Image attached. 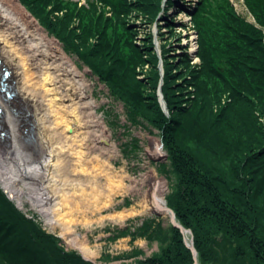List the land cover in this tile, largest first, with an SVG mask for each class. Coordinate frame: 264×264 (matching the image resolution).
Masks as SVG:
<instances>
[{"label": "trees", "instance_id": "trees-1", "mask_svg": "<svg viewBox=\"0 0 264 264\" xmlns=\"http://www.w3.org/2000/svg\"><path fill=\"white\" fill-rule=\"evenodd\" d=\"M20 2L123 105L126 128L161 137L168 154L160 170L169 182L166 200L192 231L198 263L264 264V0H245L257 25L238 16L229 0H220L216 11L199 0L188 13L199 61L191 64L187 50L170 57L164 46V75L154 37L139 45L131 22L133 13L155 22L163 0H95L87 7L72 0ZM145 66L141 80L137 71ZM161 80L169 115L158 95ZM128 145L138 150V139ZM31 215L0 186V264H96L67 251ZM125 234L116 232L118 238ZM129 234L160 244L140 264L196 263L185 235L172 224L164 228L147 218ZM135 250L141 249L104 258L130 259Z\"/></svg>", "mask_w": 264, "mask_h": 264}, {"label": "bare ground", "instance_id": "bare-ground-1", "mask_svg": "<svg viewBox=\"0 0 264 264\" xmlns=\"http://www.w3.org/2000/svg\"><path fill=\"white\" fill-rule=\"evenodd\" d=\"M14 7L18 9L17 13ZM1 24L7 27L9 33L0 37V71L3 68L11 71L9 85L13 87L16 96L6 102L0 98V103L6 109L0 117V131L8 135L10 140L9 125L12 126L15 120L11 114L7 116V109L11 108L16 114H21L22 108L27 107L28 115L22 122L26 130L31 131L27 138L34 136L33 150L38 154L35 155V164L27 163L28 160L25 162L23 158L5 159L3 157L6 154L13 155V150L9 151L13 144L10 140L7 147H0V164L11 169V163H16L21 169L19 173L14 171L7 175L0 172V186L9 193L10 199L14 201L16 198L19 206H22L20 194L24 191L21 187H15L18 179L30 178L37 186L43 177L49 178V182L58 186L62 192L58 218L54 222L50 221L51 224L61 228V237L66 239L69 247L93 260L96 252L88 245L85 236L75 230V226L89 228L93 223L102 224L105 221L123 224L128 217L147 212L166 216L167 182L152 169L141 174L140 178L129 175H121L119 178L111 161L113 155L117 154V147L104 119L97 115V103L90 93V84L85 74L18 0H0ZM160 88L162 90V86ZM162 95L164 99L163 91ZM159 97L161 100V95ZM52 131L61 136V141L54 149L51 145V151L46 154L42 140H50L49 134ZM21 144L23 149H18L20 154L22 152L26 159L32 158L22 140L14 141V145ZM104 144L108 147L105 148ZM149 151L154 157L165 154L159 140L154 142ZM49 166L57 170L66 166L63 171L70 179L56 182L50 174H46ZM101 177L105 179L104 183H101ZM126 180H130V183L126 184ZM104 184L107 187L105 190L102 189ZM144 185L148 189H143ZM135 192L142 195L139 209L102 215L105 209L113 205L115 196ZM38 199L43 200L40 196ZM78 200L86 202L90 216L79 217L75 214L74 206ZM95 214L100 216L93 217Z\"/></svg>", "mask_w": 264, "mask_h": 264}, {"label": "rangeland", "instance_id": "rangeland-1", "mask_svg": "<svg viewBox=\"0 0 264 264\" xmlns=\"http://www.w3.org/2000/svg\"><path fill=\"white\" fill-rule=\"evenodd\" d=\"M20 2V0H18ZM78 3V6H88V2H92L95 0H72ZM166 1L163 0V10L160 16L155 20V22L150 23L146 21V17L133 13L132 16V24L136 26L139 30L138 41L139 45L146 43L149 40L150 36H153L155 41V51L158 53L159 57L161 58L160 62V69L162 75H164V66H163V59H162V52L164 46L166 49L169 50L168 56L175 57L187 50V52L191 55L192 60H190L191 64H195L199 61L196 56V52L198 50V34L196 30L193 29L192 26V19L189 17L188 13H192L196 6L198 7L199 0H176L174 5L166 6ZM98 2V1H97ZM197 2V5H196ZM207 9H213L216 11L218 9L217 4L220 0H207ZM230 5L234 8L236 14L241 18H244L247 22L257 25L255 17L247 7L245 0H229ZM101 6L102 4L98 2ZM20 5L24 7V9L38 22V24L45 30L46 33L50 36V38L55 39L62 47L63 51L69 56L75 63L76 67L85 74L88 83L90 84V93H92V97L97 103L96 112L97 115L104 119L105 123L107 124L108 129L111 131L113 142L116 144L117 147V154L113 155L114 157L111 159L115 168L116 174L119 178L121 175H129L131 177L140 178L141 174H145L149 170H156L159 177L164 178L167 182V190L165 192V202L167 203L166 196L169 193V182L166 176L160 171L161 170V163H157L155 159L160 158L154 157L155 155H151V151H149L154 144L155 141L159 140L161 145L163 144L161 137L157 136V133L152 135L151 133L142 130L141 128L135 127H128L126 128V117L124 115V107L120 104L116 99L114 100L110 95L109 89L99 81L97 77L93 75V72L84 64L82 60H79L77 55L67 53L64 50L63 44L54 36L50 35L49 32L44 28L39 20L24 6L21 2ZM167 10V15L164 13V10ZM14 12H18V9L14 7ZM108 16L111 13H107ZM139 15V17H137ZM167 20L164 21L163 18ZM185 17V18H184ZM187 17V18H186ZM172 18V19H171ZM6 26L3 27V24L0 25V37L4 36L6 33L8 34L9 31L6 30ZM6 34V35H7ZM150 35V36H149ZM149 66H145L144 69H138L137 73L141 80L145 79V75H143V71H148ZM160 86H163V80H161ZM159 87V91H160ZM158 91V95L160 93ZM161 102V100H160ZM162 104V103H161ZM6 110V109H5ZM8 113L7 116H10L15 120L14 124L10 126V140L12 142L11 150H13V155L6 154L5 159H12L18 160L23 158L27 163L35 164V158L38 154L33 149V138L27 140V137L30 135L31 131L26 132L25 126H23L22 120H26V116L28 115V108H22L21 114H16L12 111L11 108L7 109ZM9 114V115H8ZM169 115V114H168ZM32 116V115H31ZM30 116V117H31ZM32 119V117H31ZM8 126V127H9ZM30 127V125H29ZM30 129V128H28ZM14 132V135L13 133ZM23 132V133H22ZM37 133V132H36ZM50 140L45 141L42 140V137L36 134L40 140L44 143V150H46V154H49L51 151V145H53L52 149L58 142L61 141V136L56 133L55 131L50 132L49 134ZM16 137V140H15ZM19 137V140L17 139ZM138 139L139 148L138 150H134L131 148L128 143H130L131 138ZM8 135L2 136V132L0 131V147L4 148L7 147L10 140H8ZM23 141L25 148L29 150L30 155L32 158L24 157L18 149L21 148L22 144L17 146L14 145V141ZM55 143V144H53ZM105 148L108 145H103ZM31 150V151H30ZM163 150L165 151L164 144ZM35 153H34V152ZM166 152V151H165ZM167 153V152H166ZM26 156V155H25ZM44 160V157L41 158V161ZM46 160H49L46 157ZM167 163V162H165ZM10 164V163H9ZM12 168H4V164H0V172L11 174L12 172L19 173L20 172V165L18 166L16 163H11ZM164 164V163H162ZM59 168L58 170L54 166H49L46 171L53 177V180L56 182H64L69 180L70 177L64 173V168ZM51 178V177H50ZM72 178V177H71ZM19 180V181H18ZM15 187H21L24 191L23 194H20V198L22 201V206H19V201L15 198L14 202L17 204L20 210L25 212L30 218L32 217L31 214H36L44 229H46L49 233L57 235L61 238L62 245L65 247L67 251H76L81 254L80 251L74 249L73 247H69L66 239L62 236L61 228L58 225L53 226L50 221H53L58 218L59 210L61 209V198L62 192H60V188L58 186L53 185L50 183L49 178H42L39 181V184L36 186L30 178L18 179ZM105 179L101 177V183H104ZM126 184L130 183V180L125 181ZM31 185V186H30ZM52 185V186H51ZM102 189H107L106 184H104ZM143 189H148V186L144 185ZM5 191V190H4ZM9 194V193H8ZM9 196V195H8ZM38 196H40L43 200L39 201ZM142 201V195L140 193H124L117 195L113 198V205L109 208L105 209L102 212V215H107L109 213H119L124 211H131L133 209H139V204ZM75 207V214L79 217L81 216H90V212L88 208H86V202H82L78 200V203L74 206ZM169 207V206H168ZM100 214H95L93 217H99ZM158 219L162 222V226L167 228L171 222L170 217L166 214L163 215H155L154 213H144L143 215H134L128 217L123 224H117L110 221H105L102 224L93 223L89 228L82 227L81 225H76L75 230L85 236L88 245L92 248L93 251L96 252L95 259L91 260V262L96 264H140L142 260H145L151 255L155 254L159 251L160 244L158 241H148L145 238L138 237L137 239H133V236L129 234V232H135L138 228H140L143 224L145 219ZM118 231H126L125 235L116 236V232ZM192 233V231H191ZM189 244L193 241L194 245V238L193 233L186 235ZM187 245V244H186ZM195 247V246H194ZM138 248L141 250L139 253L130 259H122V260H115L109 259L108 261L105 260L106 255H112L113 257H117L122 253L130 252L133 249ZM189 248V247H188ZM196 249V248H195ZM191 250V249H190ZM192 251V250H191ZM197 251V250H196ZM198 253V252H197ZM82 255V254H81ZM84 258V257H83ZM195 258V257H194ZM198 258V256H197ZM85 259V258H84ZM196 262V260H195ZM199 264V263H198Z\"/></svg>", "mask_w": 264, "mask_h": 264}, {"label": "water", "instance_id": "water-1", "mask_svg": "<svg viewBox=\"0 0 264 264\" xmlns=\"http://www.w3.org/2000/svg\"><path fill=\"white\" fill-rule=\"evenodd\" d=\"M11 75H12L11 71L8 70L7 68H3L2 69V72L0 71V98L3 99L5 102L13 99L16 96V94H15V92L13 90V87L9 85V80L11 78ZM160 95H161L162 107H163L164 111L167 114H169V111H168V108H167V104H166V102L163 99V95H162V90L161 89H160ZM12 111L14 113H16L15 110H12ZM4 112H5V108L0 103V117H2V115L4 114ZM26 132H28V131L26 130ZM32 133H33V131H32ZM5 135H6L5 133H2V136H5ZM32 138H34V136L33 137L30 136L29 138H27V140H29V139L31 140ZM161 146L163 148V144ZM155 161H157V163H161V164L162 163H165V162H168V154L165 152L164 155H161L160 158L155 159ZM165 213L170 217L171 224L175 228L179 229L183 233V235H185V237H186L187 234H192L190 230L185 229L177 221L175 212L170 207H168L167 204H166V208H165ZM156 215L160 216V214H157V213H156ZM185 241H186L187 246L192 250V252L194 254V257H195V260H196V263L195 264H198V258H197L198 253H197V251H196V249H195V247L193 245V241L191 242V244H189V242L187 240V237L185 238ZM82 256L86 260L91 261V260L87 259L83 254H82Z\"/></svg>", "mask_w": 264, "mask_h": 264}]
</instances>
